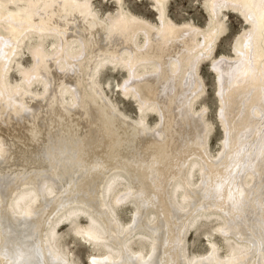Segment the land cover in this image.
Masks as SVG:
<instances>
[{"label": "bare ground", "instance_id": "obj_1", "mask_svg": "<svg viewBox=\"0 0 264 264\" xmlns=\"http://www.w3.org/2000/svg\"><path fill=\"white\" fill-rule=\"evenodd\" d=\"M116 1L102 19L91 0H0V264H77L58 240L68 223L103 251L93 264H264V0H207L205 29L174 22L168 0H152L158 22ZM224 7L251 28L236 58L213 62L226 131L215 157L195 104ZM29 45L34 63L13 82ZM105 66L128 75L139 117L101 88ZM207 221L226 257L211 237L209 254L189 252Z\"/></svg>", "mask_w": 264, "mask_h": 264}, {"label": "rangeland", "instance_id": "obj_2", "mask_svg": "<svg viewBox=\"0 0 264 264\" xmlns=\"http://www.w3.org/2000/svg\"><path fill=\"white\" fill-rule=\"evenodd\" d=\"M91 3L94 11H97L99 17L102 19L106 18L109 13L113 15L119 10V3L116 0H91ZM123 7L152 22H158L159 20V13L154 9V1L152 0H123ZM165 9L169 17L178 24L190 22L201 29H205L211 21V13L208 10L207 0H168L165 4ZM244 17L237 9L224 7L221 12V19L226 29L219 31L220 34L218 33L215 39L216 42L214 43L212 56L206 57L207 59H203L200 64V73L205 89H203V94H201L195 105L197 109L205 111V119L211 125L210 148L215 157L219 156L223 151L226 131L220 118L224 105L220 104L221 98L220 96L218 97L220 95V88H218L220 86L218 84L219 73L214 68V63L220 59L223 60L221 58L223 55L227 58L230 57L229 59L231 60L237 57L234 45L237 40L236 38L251 28L250 23ZM30 46L24 48V54L21 55L19 62H17L18 64L12 68L11 80L13 82L21 81V77L23 76L22 70L18 69V65L21 69H30L34 63L29 50ZM105 67L102 68L98 78L102 86L101 88L106 91L108 96L122 111L134 117H139L140 112L135 103L136 101L126 97L120 89V86L123 84L125 78H128V75L122 70H115L112 66H107L108 69ZM33 88L36 91L43 92L42 85H34ZM147 120L150 124L154 125L160 118L158 114L149 112ZM118 212L119 218L123 222H129L132 220L135 209L132 205H124L118 209ZM81 220L85 223V218H81ZM68 224L61 228L58 234L61 246L64 249L68 248L66 251L77 264H93L90 257L102 256L103 251L93 249L89 243L79 237V235H76L72 231L70 224ZM215 227V221H207L199 229L195 228L196 230H192V234L189 233L187 245L191 254H209L211 252L208 241L209 237L216 242L220 255L226 257L229 254L228 243L221 234L216 232Z\"/></svg>", "mask_w": 264, "mask_h": 264}]
</instances>
